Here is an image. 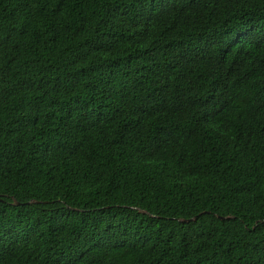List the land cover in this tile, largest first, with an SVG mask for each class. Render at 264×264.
I'll list each match as a JSON object with an SVG mask.
<instances>
[{"label":"trees","instance_id":"trees-1","mask_svg":"<svg viewBox=\"0 0 264 264\" xmlns=\"http://www.w3.org/2000/svg\"><path fill=\"white\" fill-rule=\"evenodd\" d=\"M0 264H264V0H0Z\"/></svg>","mask_w":264,"mask_h":264},{"label":"water","instance_id":"water-1","mask_svg":"<svg viewBox=\"0 0 264 264\" xmlns=\"http://www.w3.org/2000/svg\"><path fill=\"white\" fill-rule=\"evenodd\" d=\"M18 203V202H17ZM19 204V203H18Z\"/></svg>","mask_w":264,"mask_h":264}]
</instances>
